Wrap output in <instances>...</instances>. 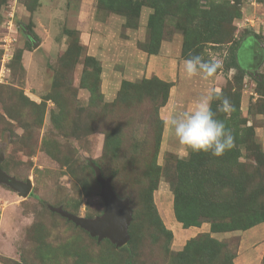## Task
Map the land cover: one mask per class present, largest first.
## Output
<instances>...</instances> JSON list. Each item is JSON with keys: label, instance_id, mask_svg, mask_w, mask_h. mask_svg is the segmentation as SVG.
I'll return each instance as SVG.
<instances>
[{"label": "rangeland", "instance_id": "obj_1", "mask_svg": "<svg viewBox=\"0 0 264 264\" xmlns=\"http://www.w3.org/2000/svg\"><path fill=\"white\" fill-rule=\"evenodd\" d=\"M190 54L221 67L188 78ZM201 84L234 108L220 157L165 122ZM90 161L128 199L122 246L53 210L103 214ZM0 169L31 184L0 183V264H264V0H0Z\"/></svg>", "mask_w": 264, "mask_h": 264}, {"label": "clouds", "instance_id": "obj_2", "mask_svg": "<svg viewBox=\"0 0 264 264\" xmlns=\"http://www.w3.org/2000/svg\"><path fill=\"white\" fill-rule=\"evenodd\" d=\"M221 67L218 60H204L201 55H191L184 60V72L188 78L201 75L203 79L212 77ZM219 100L216 112L212 101ZM233 105L218 91L210 90L202 96L191 111H173L165 121L169 132L176 141L192 153H208L214 157L222 156L235 146L234 135L216 113H231Z\"/></svg>", "mask_w": 264, "mask_h": 264}, {"label": "water", "instance_id": "obj_3", "mask_svg": "<svg viewBox=\"0 0 264 264\" xmlns=\"http://www.w3.org/2000/svg\"><path fill=\"white\" fill-rule=\"evenodd\" d=\"M89 164L95 172L97 181L101 185V196L105 204L103 214L95 219H85L68 214L61 209L53 210L62 217L72 221L75 225L86 230L91 236L97 237L98 240L105 238L117 247L122 246L128 240L127 228L132 216L128 200H118L111 189L110 180H104L99 168L94 166L91 161ZM0 183L6 184L21 197L25 198L30 194L31 184L28 180L25 182L17 181L1 169Z\"/></svg>", "mask_w": 264, "mask_h": 264}, {"label": "trees", "instance_id": "obj_4", "mask_svg": "<svg viewBox=\"0 0 264 264\" xmlns=\"http://www.w3.org/2000/svg\"><path fill=\"white\" fill-rule=\"evenodd\" d=\"M156 1H158V0H156ZM154 10H156L157 11V9H154ZM154 14H156V15H152V16H150V22L151 23H155L156 21H157V16H158V13H156V12H154ZM227 65L229 66V68H231V69H234L236 72H238V73H242V69H243V67L241 66V65H239V62H238V55L235 53V51L234 52H230V59H228V61H227ZM95 74L99 77V79H100V76H101V69L99 70V65H96V67H95ZM100 81V80H99ZM123 85H124V87H123ZM126 86H129V88H131V87H134V84H132L131 82H127V81H124V82H122L121 83V87H120V89L119 90H121V89H123V88H125ZM123 87V88H122ZM92 94L93 95H96V92H92ZM227 125H229L228 123H226ZM234 127V126H233ZM93 163V162H92ZM94 164V163H93ZM94 166H96V167H98L96 164H94ZM91 167V166H90ZM92 168V167H91ZM101 175H102V173H101ZM96 177V176H95ZM102 178L104 179V177L102 176ZM97 180V179H96ZM104 180H107V179H104ZM98 182V181H97ZM99 183V182H98ZM101 186V185H100ZM110 186H111V184H110ZM111 189H112V187H111ZM190 190H192V189H190ZM113 191V190H112ZM206 192V189L202 192L203 193V195H204V193ZM114 193V192H113ZM117 198V197H116ZM204 198V196H202V199ZM119 200V199H118ZM128 200V199H127ZM129 203V202H128ZM202 205H203V202L201 203ZM198 206H199V208H200V210H202V208H201V206L199 205V203H198ZM195 207H197V206H195ZM194 207V208H195ZM129 208L131 209V207L129 206ZM178 207H176V209H177ZM182 209V208H181ZM182 210H184V209H182ZM191 210V209H190ZM189 210V211H190ZM132 211V210H131ZM193 224V222H190L189 224ZM245 227L244 226H240V225H235V227L232 229V230H241V229H244ZM108 240V239H107ZM109 241V240H108ZM112 243V242H111ZM127 252H128V254H130V251H128V249L127 248H124ZM129 256V255H128ZM126 264H131L130 263V258H128L127 257V259H126Z\"/></svg>", "mask_w": 264, "mask_h": 264}, {"label": "crops", "instance_id": "obj_5", "mask_svg": "<svg viewBox=\"0 0 264 264\" xmlns=\"http://www.w3.org/2000/svg\"><path fill=\"white\" fill-rule=\"evenodd\" d=\"M195 82H196V81H195ZM198 82L200 83L201 80H198L197 83H198ZM206 84H207V83H206ZM199 85H200V84H199ZM201 85H202L201 88H198V87H197V89H198L199 91H202V92H203V90L206 88V85H204V86H203V84H201ZM194 89H195V88H194ZM197 89H195V90L197 91ZM207 93H208V91L206 92V89H205V94H204V95H206ZM189 102H190V101H189Z\"/></svg>", "mask_w": 264, "mask_h": 264}]
</instances>
